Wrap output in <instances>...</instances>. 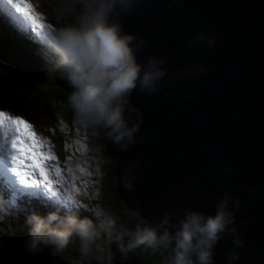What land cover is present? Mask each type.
Wrapping results in <instances>:
<instances>
[{
    "label": "water",
    "instance_id": "obj_1",
    "mask_svg": "<svg viewBox=\"0 0 264 264\" xmlns=\"http://www.w3.org/2000/svg\"><path fill=\"white\" fill-rule=\"evenodd\" d=\"M70 1L78 15L77 0ZM120 22L125 33L146 42L138 62L167 58V74L151 97L139 88L131 96L143 114L136 135L143 142L118 151L106 140L118 196L139 222L167 213L175 222L186 209L214 215L228 194L241 202L234 226L244 243L236 248L231 237L222 238L214 264H264V0H135L134 11L122 13ZM200 32L215 36V46H187ZM5 42L0 36V54L15 57L23 75L31 72L27 82L70 94L69 83L53 80L35 56ZM126 172L134 179L133 191L122 186ZM26 240L27 232H21L1 246L0 264H66L63 253L53 257L50 249L28 254ZM142 251L124 260L111 244L114 264H142ZM233 253L239 258L230 261Z\"/></svg>",
    "mask_w": 264,
    "mask_h": 264
},
{
    "label": "clouds",
    "instance_id": "obj_2",
    "mask_svg": "<svg viewBox=\"0 0 264 264\" xmlns=\"http://www.w3.org/2000/svg\"><path fill=\"white\" fill-rule=\"evenodd\" d=\"M134 4L135 0H77L78 23L55 29L48 39L56 64L67 73L72 89L67 103L76 121L94 134L103 131L118 151L144 139H136L143 114L130 102L133 92L139 88L151 97L160 91L167 74L163 67L167 58L152 56L146 63L138 62L137 52L146 42L123 31L121 14L134 11ZM193 43L212 48L216 38L200 32L187 46ZM122 186L127 191L135 188L127 172ZM240 208L239 200L225 194L214 215L186 209L175 222L167 213L162 219L142 218L133 227H120L111 215L96 214L95 220L81 217L75 205L56 202L46 214L33 211L25 217L24 248L30 255L50 249L49 254L57 257L74 237L84 253L105 239L115 244L124 260L137 250L151 249L166 254L164 264H214L215 247L222 238L231 237L236 248L243 247L234 226ZM228 258L238 259L239 253Z\"/></svg>",
    "mask_w": 264,
    "mask_h": 264
},
{
    "label": "trees",
    "instance_id": "obj_3",
    "mask_svg": "<svg viewBox=\"0 0 264 264\" xmlns=\"http://www.w3.org/2000/svg\"><path fill=\"white\" fill-rule=\"evenodd\" d=\"M65 1L69 5L70 21L73 24L78 23V15L75 14L70 5L71 1ZM0 36L4 37L6 39V42H8V39H10L14 43H16L20 48L35 56V58L39 61V64H41L44 68L49 69L54 74L56 72L57 78H62L65 82L69 83L67 80L66 71L63 68L59 67L56 64L55 60L49 57L50 55L54 56V54H52L51 52L48 53L46 51H42L41 45L35 43L26 36L18 34L11 27H9L2 18H0ZM6 42L4 46L8 47V44H6ZM0 50H2L1 45ZM10 58L0 54L1 106H10L13 108H17L21 105H24L27 108L33 109L34 112L41 111L42 116H46L53 122L58 120V105H53V103H59L68 108V114L70 117L75 118L72 110L67 103L68 96L62 87H35L33 84L27 82L22 76V70H20L19 65H17V59L13 56H11ZM34 92L36 93V95H32V93ZM106 140H108L106 134L101 131L98 134L95 146L93 147L98 148L101 152H103L106 155L107 160L109 161L108 172L104 175H106L105 181L110 192V203L113 205L114 209L112 210V212L103 209L101 207V204L95 198L94 189L102 184L103 180H95L96 175L94 174L91 182L92 189L87 193L88 196L83 199L84 201L82 203H79V207H76V210L81 214V217L88 216L89 218H92L94 220L96 219V214H98L97 212H100L101 215H111L117 221V224L120 227L125 224L138 223L140 219L138 214L129 211L117 194L116 163L105 151ZM12 194L13 193L11 192V190L8 189L2 181H0V198L4 197V205H8L6 201L10 202V197L12 196ZM24 198L27 199V209L24 208L25 212L16 210V207L14 206H11V208H6L7 210L0 208V240H3L2 242H0V247L4 244L10 243L12 239L17 236V234L21 232H27L25 217L29 213L37 211L40 214H46L47 211L51 210V205L53 204V202H46L43 199H32L28 197ZM21 201V198H18L14 205L21 203ZM45 205H48V207H46ZM3 214L7 217L5 218ZM96 245V250L92 251L91 254H84L81 251L79 240L74 237L72 243L67 246V249L74 253V255L70 256L69 258H71V261H73L72 257H76L77 260L80 261V263L82 262V264H114L115 258L111 253V245H109L105 239H101L97 242ZM139 256L140 263L142 264H164L165 261L162 252L153 251L151 249L143 250Z\"/></svg>",
    "mask_w": 264,
    "mask_h": 264
},
{
    "label": "rangeland",
    "instance_id": "obj_4",
    "mask_svg": "<svg viewBox=\"0 0 264 264\" xmlns=\"http://www.w3.org/2000/svg\"><path fill=\"white\" fill-rule=\"evenodd\" d=\"M29 2L32 4L35 12L43 18L42 22L50 25L52 30L73 24L70 21L69 5L65 0H29ZM6 44L8 43L6 42ZM41 50L53 54L51 50H44L42 46ZM22 57L23 55H20L21 59ZM49 57L56 61L55 55H50ZM21 65L24 66V62H22ZM32 95H36V93L34 92ZM55 104L58 105V120L53 122L46 116H42L41 111L34 112L33 109L27 108L24 105L17 108L0 105V109L21 114L22 117L26 119L27 123L32 125L31 129L26 125H19L21 133L29 139L33 138V134L35 137H39L41 141L45 142L41 151L47 152L50 149L56 157V161H49L48 163L56 164L59 168V174H57L56 168L51 169L52 179L59 181L54 185L57 190L65 195L75 197L79 205V203L84 201L83 199L88 196L87 193L92 189L91 182L95 174V180H103V183L94 189L95 198L103 209L112 212L114 208L110 203V192L105 181L106 175H104L108 172L109 161L103 152L93 147L95 146L98 134H94L90 130L85 129L75 118L70 117L66 106L53 103V105ZM0 139H2V133H0ZM19 151L22 154L32 157V159L24 160V164L38 162L39 157L34 148H29L21 143ZM36 175L39 176L38 171ZM28 179L31 181L32 177L29 176ZM42 179H47V177H42ZM12 196L10 197V201L12 200ZM1 198V209L14 206L16 210L25 212L24 208H26L27 203L26 198L21 197L22 201L17 205H10L8 201H6L8 205H4V197ZM51 202H53V204L56 203L55 200H51ZM97 213L100 214V212ZM3 216L5 218L7 217L4 214ZM2 241L3 240H0V242ZM94 250H96L95 245H93L91 251L83 253L88 255ZM72 260V264H82L76 257H72Z\"/></svg>",
    "mask_w": 264,
    "mask_h": 264
},
{
    "label": "snow or ice",
    "instance_id": "obj_5",
    "mask_svg": "<svg viewBox=\"0 0 264 264\" xmlns=\"http://www.w3.org/2000/svg\"><path fill=\"white\" fill-rule=\"evenodd\" d=\"M0 18L18 34L26 36L35 43L42 46L44 50H51L48 47V39L52 30L50 25L42 22L43 18L37 14L29 0H0ZM19 125H26L29 129L32 125L27 123L21 114L10 110L0 109V181L13 193L10 205H14L21 197L32 199H43L46 202L53 200L57 203H68L79 207L75 197L65 195L57 190L54 185L58 180L51 177V169L59 168L49 161H56V157L51 150L42 152L45 142L39 137L29 139L20 131ZM23 143L29 148H34L38 162L24 164V160L32 159L31 156L22 154L19 151ZM39 172V176L36 172ZM32 179L29 181L28 177ZM47 177V179H42Z\"/></svg>",
    "mask_w": 264,
    "mask_h": 264
},
{
    "label": "bare ground",
    "instance_id": "obj_6",
    "mask_svg": "<svg viewBox=\"0 0 264 264\" xmlns=\"http://www.w3.org/2000/svg\"><path fill=\"white\" fill-rule=\"evenodd\" d=\"M13 45L15 46L16 44L13 43ZM22 76H23L24 79H25V76H29V77H31L32 75H31V72L28 70L26 73H24V75L22 74ZM52 78H53V80H58V81H59V79H60V78H57L56 74H53ZM61 79H62V78H61ZM28 80H29V79H28ZM62 80H64V79H62ZM29 83H30V82H29ZM30 84H33L35 87H44V88H54V87H56V86H54V85H46V83H45V84H42V85H35L34 83H30Z\"/></svg>",
    "mask_w": 264,
    "mask_h": 264
},
{
    "label": "flooded vegetation",
    "instance_id": "obj_7",
    "mask_svg": "<svg viewBox=\"0 0 264 264\" xmlns=\"http://www.w3.org/2000/svg\"><path fill=\"white\" fill-rule=\"evenodd\" d=\"M71 243H72V242H71ZM71 243H70V244H71ZM72 255H74V253L71 252V251H69L67 248H66V251L64 250V252H63V256H64V260H65L66 264H72L71 258H69V257L72 256ZM52 264H59V263L54 262V263H52Z\"/></svg>",
    "mask_w": 264,
    "mask_h": 264
}]
</instances>
